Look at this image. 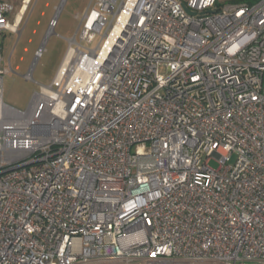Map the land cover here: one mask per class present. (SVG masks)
I'll list each match as a JSON object with an SVG mask.
<instances>
[{"label":"built area","instance_id":"obj_1","mask_svg":"<svg viewBox=\"0 0 264 264\" xmlns=\"http://www.w3.org/2000/svg\"><path fill=\"white\" fill-rule=\"evenodd\" d=\"M33 1L0 0V264H264V0H91L21 110Z\"/></svg>","mask_w":264,"mask_h":264},{"label":"rangeland","instance_id":"obj_2","mask_svg":"<svg viewBox=\"0 0 264 264\" xmlns=\"http://www.w3.org/2000/svg\"><path fill=\"white\" fill-rule=\"evenodd\" d=\"M257 1L259 0H254L252 4ZM12 2L17 6V10L20 9L21 0ZM90 2L91 0H34L26 11L18 32H7L1 37L7 69L4 76L6 103L25 110L33 94L52 82L70 46V39L77 35ZM57 12V26L46 38L49 22ZM43 44V54L36 59V52ZM30 71L33 80L25 77ZM160 72L165 73L166 69L161 67ZM210 165L217 168L219 163L212 159Z\"/></svg>","mask_w":264,"mask_h":264},{"label":"bare ground","instance_id":"obj_3","mask_svg":"<svg viewBox=\"0 0 264 264\" xmlns=\"http://www.w3.org/2000/svg\"><path fill=\"white\" fill-rule=\"evenodd\" d=\"M20 21H21V14H18V16H17V20H16V23L18 24ZM17 24H16V25H17ZM69 56H71V51L69 52V55H68L67 58H70Z\"/></svg>","mask_w":264,"mask_h":264},{"label":"trees","instance_id":"obj_4","mask_svg":"<svg viewBox=\"0 0 264 264\" xmlns=\"http://www.w3.org/2000/svg\"><path fill=\"white\" fill-rule=\"evenodd\" d=\"M236 2H244V3L252 4L254 0H237Z\"/></svg>","mask_w":264,"mask_h":264},{"label":"crops","instance_id":"obj_5","mask_svg":"<svg viewBox=\"0 0 264 264\" xmlns=\"http://www.w3.org/2000/svg\"><path fill=\"white\" fill-rule=\"evenodd\" d=\"M65 56V55H64ZM64 58V57H63ZM63 58H62V60H63ZM61 64V63H60Z\"/></svg>","mask_w":264,"mask_h":264}]
</instances>
